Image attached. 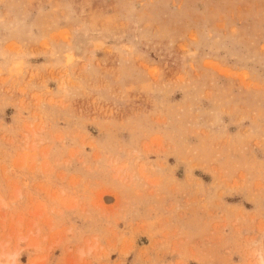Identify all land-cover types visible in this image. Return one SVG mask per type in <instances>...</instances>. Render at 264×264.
<instances>
[{
	"label": "rangeland",
	"instance_id": "obj_1",
	"mask_svg": "<svg viewBox=\"0 0 264 264\" xmlns=\"http://www.w3.org/2000/svg\"><path fill=\"white\" fill-rule=\"evenodd\" d=\"M3 254L264 264V0H0Z\"/></svg>",
	"mask_w": 264,
	"mask_h": 264
},
{
	"label": "bare ground",
	"instance_id": "obj_2",
	"mask_svg": "<svg viewBox=\"0 0 264 264\" xmlns=\"http://www.w3.org/2000/svg\"><path fill=\"white\" fill-rule=\"evenodd\" d=\"M6 255H7V254H6ZM0 256L2 257V256H4V254H3V255H0ZM5 257H6V256H5ZM7 257H8V256H7ZM13 257L15 258L14 254H13ZM3 258H4V257H3ZM3 258H1V259H3ZM11 258H12V257H11ZM7 259H9V257H8ZM7 259L5 258V260H7ZM12 259H13V258H12ZM1 261H2V260H1ZM1 261H0V262H1ZM3 261H4V260H3ZM11 261H12L11 259H10V261L7 260V264H8L9 262L11 263ZM13 262H14V261H13ZM3 263H5V262H3ZM10 263H9V264H10ZM0 264H1V263H0Z\"/></svg>",
	"mask_w": 264,
	"mask_h": 264
}]
</instances>
